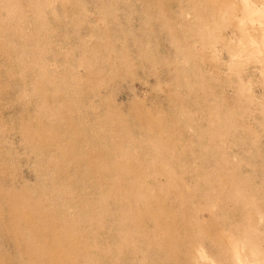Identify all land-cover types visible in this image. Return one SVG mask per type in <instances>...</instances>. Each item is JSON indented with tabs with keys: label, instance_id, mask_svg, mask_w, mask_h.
Here are the masks:
<instances>
[{
	"label": "rangeland",
	"instance_id": "374dc122",
	"mask_svg": "<svg viewBox=\"0 0 264 264\" xmlns=\"http://www.w3.org/2000/svg\"><path fill=\"white\" fill-rule=\"evenodd\" d=\"M0 264H264V0H0Z\"/></svg>",
	"mask_w": 264,
	"mask_h": 264
}]
</instances>
